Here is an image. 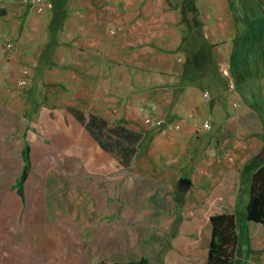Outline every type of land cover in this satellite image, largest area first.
Here are the masks:
<instances>
[{
    "label": "rangeland",
    "instance_id": "1",
    "mask_svg": "<svg viewBox=\"0 0 264 264\" xmlns=\"http://www.w3.org/2000/svg\"><path fill=\"white\" fill-rule=\"evenodd\" d=\"M127 1L39 3L48 5L47 39L35 41L29 51L34 52V69L17 80L25 93L19 127L28 123L24 140L31 169L21 195L14 185L20 173L15 161L5 158L0 166V200L7 203L0 264L13 247L23 251L22 260L29 259L28 250L42 249L47 264L112 263L141 256L148 264H205L208 217L220 211L236 214L241 249L235 264H264V228L245 218L248 176L242 173L256 153L264 163V47L251 49L253 55H230L225 66L217 54L188 56V64L205 69L192 77L195 66H185L181 83L184 73L199 82L184 101L183 93L165 87L176 75L167 70L173 56H133V34L122 21ZM168 42L158 45L166 48ZM185 52L191 54L179 50ZM249 61L254 69H239L240 62ZM211 83H223L224 89ZM4 94L0 88V102ZM149 99L162 112L137 117ZM208 100L217 102L219 122L206 114L213 111ZM12 107L19 115L21 106L13 102ZM72 114L85 121L91 115L103 118L106 133L119 125L134 133L135 152L128 163L119 152L94 145ZM153 119L162 122L153 125ZM27 211L42 212L46 223L25 226Z\"/></svg>",
    "mask_w": 264,
    "mask_h": 264
},
{
    "label": "crops",
    "instance_id": "2",
    "mask_svg": "<svg viewBox=\"0 0 264 264\" xmlns=\"http://www.w3.org/2000/svg\"><path fill=\"white\" fill-rule=\"evenodd\" d=\"M48 1L54 3V0ZM47 9V4H32L30 0H0V88L5 90L0 102V153H2L0 166L3 165V162L5 163V158H8L15 161L16 171H19V169L21 171L23 165L22 150L28 127V123L25 124L24 128L19 127L21 120L25 117V93H22L17 87V80L21 77H27L29 71L31 72L34 69V52L30 53L29 51L35 41L47 39ZM125 10L124 13L127 15L123 16L122 21L127 25L126 30L132 31L133 34V42L131 43L133 56H153L155 54L158 56L160 53L173 56L174 58H172V61L170 60L171 63L168 65L167 70L176 73V75H174V78H170V83L165 84V87L174 93L175 89L178 92L180 91L181 95L183 93L184 101H186L185 99L188 101L192 93L195 94L196 83L199 81H191L192 77L196 75V72L205 69L196 62L193 65L188 64V56L217 54L218 57H224V60H221L225 66L227 57L230 55H253L250 52L251 49L264 47V0H129L125 4ZM112 30L116 31L115 28ZM161 40H168L169 46L160 48L158 41ZM8 42L13 44L9 49L5 46ZM208 43L216 44V47H208ZM26 48H28L27 51H25ZM181 48L190 50L191 54H187V52L184 55L179 54ZM214 49H216V53L213 52ZM180 56H183V58L179 59ZM216 61L219 62L218 59ZM149 63L153 65L154 61L150 59ZM186 65H191L190 68L195 66V70L191 69L193 72L192 77L184 73L183 79L186 82L181 83V73ZM253 65L252 61H249L248 64L240 62L238 67L245 71L254 69L252 68ZM73 71L79 74L78 70L73 69ZM83 71L90 72L89 69ZM156 72L162 73L160 69ZM78 78L83 79L84 76L80 74ZM212 85L215 89L220 88V91L224 89L223 83ZM13 102L19 107L21 106L19 115L13 113ZM148 102L144 108L137 109V117H156L160 115L162 112L160 106H156L155 101L152 99H149ZM216 103L214 100H208L207 107L212 106L213 111H207L206 114L219 122L215 118V116L220 115L219 110L215 108ZM184 104L186 105V102ZM186 110L185 107L182 108V112H186L184 114L185 118L189 116ZM71 116L87 130L85 123L88 122L89 117L87 121L83 117L84 122H81L79 116L74 114ZM92 117H96V115H92ZM98 118L100 117H97L96 120H99ZM91 136L94 145L98 144L99 146V141L93 135ZM103 136L104 143L111 145L112 148L115 147L114 145L117 142L125 146L128 144L127 140L117 139V135L112 131L108 133L103 131ZM125 160V163H128V160ZM6 204L5 201L0 200V239L4 237L3 233L6 231L3 228L4 219L2 218L5 212L3 206ZM6 213L7 216L11 215L9 209ZM24 215L27 216L26 221H28L24 225L29 224L30 228L46 223L42 212L41 214H30L27 211ZM17 220L21 222L20 218ZM14 232L16 230L13 231V234ZM1 246L2 244H0ZM22 253L23 251L20 252V250L16 252L14 247L13 249L7 248L4 252L6 258L4 257L5 260L1 259L2 263L47 264L48 258L42 253V249L28 250V260L21 259Z\"/></svg>",
    "mask_w": 264,
    "mask_h": 264
},
{
    "label": "trees",
    "instance_id": "3",
    "mask_svg": "<svg viewBox=\"0 0 264 264\" xmlns=\"http://www.w3.org/2000/svg\"><path fill=\"white\" fill-rule=\"evenodd\" d=\"M97 117H92L91 115L89 121L85 123L87 130L99 141L103 149L115 153L119 152L122 155L119 156L129 161L135 152V134L122 125H119V128L111 129L117 135V139L122 138L128 141L127 146L117 142L114 145L115 147L112 148L111 145H106L102 139L104 138L103 126L105 121L101 117L96 120ZM80 118V121L84 122V119ZM260 118L264 124L263 116L260 115ZM22 157L23 165L14 184L19 188H23L31 169L30 146L27 141H25L22 150ZM262 160L263 157L260 153L252 155L245 161L242 173H246L248 176L246 177L248 178V198L245 205V218L248 221L260 223L264 228V163H261ZM208 222L211 231L205 264H235L236 256L241 249L235 212H215L208 217ZM247 238L249 239L248 235ZM98 264H148V259L145 256H141L137 260L115 261L112 263L100 261Z\"/></svg>",
    "mask_w": 264,
    "mask_h": 264
},
{
    "label": "built area",
    "instance_id": "4",
    "mask_svg": "<svg viewBox=\"0 0 264 264\" xmlns=\"http://www.w3.org/2000/svg\"><path fill=\"white\" fill-rule=\"evenodd\" d=\"M42 0H30V3H32V4H34V3H40ZM5 46H6V48H11L12 46H13V44L12 43H10V42H8V43H6L5 44ZM22 84H24L25 83V81H22L21 82ZM161 120H156V119H153V120H151V123L153 124V125H159V124H161ZM204 126L205 127H209V121L208 120H206L205 122H204Z\"/></svg>",
    "mask_w": 264,
    "mask_h": 264
},
{
    "label": "water",
    "instance_id": "5",
    "mask_svg": "<svg viewBox=\"0 0 264 264\" xmlns=\"http://www.w3.org/2000/svg\"><path fill=\"white\" fill-rule=\"evenodd\" d=\"M18 191L21 193V195H23L22 194V192H23V189L22 188H19Z\"/></svg>",
    "mask_w": 264,
    "mask_h": 264
}]
</instances>
